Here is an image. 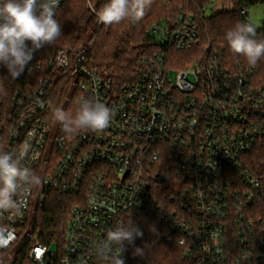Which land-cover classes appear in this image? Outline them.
Returning <instances> with one entry per match:
<instances>
[{
    "label": "built area",
    "instance_id": "2783aa9c",
    "mask_svg": "<svg viewBox=\"0 0 264 264\" xmlns=\"http://www.w3.org/2000/svg\"><path fill=\"white\" fill-rule=\"evenodd\" d=\"M241 15L248 23L249 10ZM150 34L163 51L142 59L133 83L116 86L92 69L81 46L48 63L38 56L30 66L41 75L35 87L0 92V151L43 181L20 215L0 221L11 234L0 264H109L98 242L147 213L193 264H264V183L248 162L264 143L256 67L228 66L210 47L196 55L201 39L192 17L157 21ZM170 51L193 61L174 69ZM92 98L112 109L109 127L66 137L52 114H74ZM26 140L31 149L20 159ZM52 192L76 203L63 237L22 244L32 210L36 215Z\"/></svg>",
    "mask_w": 264,
    "mask_h": 264
},
{
    "label": "trees",
    "instance_id": "16d2710c",
    "mask_svg": "<svg viewBox=\"0 0 264 264\" xmlns=\"http://www.w3.org/2000/svg\"><path fill=\"white\" fill-rule=\"evenodd\" d=\"M107 2L91 0L97 10ZM261 3L264 0H152L149 6H145V16L140 21L125 19L119 24L100 26L95 12L88 7L89 0H65L55 8V19L62 25L61 37L55 44L34 51L33 59L18 79L11 78L7 69L0 65V92L6 96L26 87H35L41 75L30 66L38 56L48 63L58 51L81 46L89 49L88 61L92 69L110 77L116 86L133 83L143 71L142 59L163 51L150 34L152 26L160 20L175 21L179 16L192 17L196 22L204 47L201 52L210 47L228 66L241 63L245 67H256V78L264 86V58L255 66L249 65L245 57L231 51L225 39L226 32L237 22L246 23L241 15L242 9L249 10ZM208 12L210 16H207ZM255 39H264V31L258 32ZM170 53L174 64L177 63L173 65L174 69H185L193 61L188 52ZM248 162L264 183V143L251 152ZM75 204L70 196L49 194L44 206L36 213L34 233L40 237L37 242L52 245L55 239L62 238ZM130 219L143 236L134 237L133 244H125L127 250L123 256L126 264H193L168 244V232L158 216L147 213ZM152 228L156 231L152 232ZM136 247L142 249V254L134 257Z\"/></svg>",
    "mask_w": 264,
    "mask_h": 264
},
{
    "label": "clouds",
    "instance_id": "9594fccd",
    "mask_svg": "<svg viewBox=\"0 0 264 264\" xmlns=\"http://www.w3.org/2000/svg\"><path fill=\"white\" fill-rule=\"evenodd\" d=\"M152 0H108L97 10L91 0L88 7L95 12L104 25L119 24L125 19L140 21L145 16V6ZM58 0H0V65L7 69L10 77L18 79L26 65L33 59V52L44 45H53L62 35V25L55 19ZM256 27L251 23L237 22L226 32L225 39L232 52L242 55L249 65L255 66L264 58V39L257 40ZM31 44V47H29ZM39 103V100L37 99ZM114 113L99 99H84L74 114L57 108L52 114L66 137L80 132H99L110 125ZM20 151V159L29 155L31 143L26 140ZM42 177L29 167H21L13 153L0 151V221L21 214L34 188L42 186ZM155 232V228L151 229ZM11 234L0 224V247L8 244ZM143 232L132 224L131 219L121 222L114 230L106 232L100 242L99 257L109 264H126L123 253L125 244H133L134 237ZM142 254L136 247L133 256Z\"/></svg>",
    "mask_w": 264,
    "mask_h": 264
},
{
    "label": "rangeland",
    "instance_id": "374dc122",
    "mask_svg": "<svg viewBox=\"0 0 264 264\" xmlns=\"http://www.w3.org/2000/svg\"><path fill=\"white\" fill-rule=\"evenodd\" d=\"M216 11L218 12V9H216ZM207 16H210V12L207 13ZM247 19L249 22H251L256 27L257 33L264 31V3L252 6L249 9V15ZM203 49L204 47L202 46V42H201V46L197 50V52H195V54L199 55ZM171 77L175 79L176 72L172 71ZM35 209L36 208L34 207V209L31 212L28 226L21 239L22 244L27 243L31 236L33 237L35 236V233H34L35 220H36ZM54 249L57 250V246H55Z\"/></svg>",
    "mask_w": 264,
    "mask_h": 264
}]
</instances>
